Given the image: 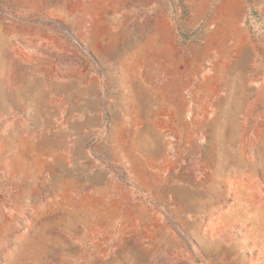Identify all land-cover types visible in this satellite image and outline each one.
Segmentation results:
<instances>
[{
    "label": "rangeland",
    "instance_id": "obj_1",
    "mask_svg": "<svg viewBox=\"0 0 264 264\" xmlns=\"http://www.w3.org/2000/svg\"><path fill=\"white\" fill-rule=\"evenodd\" d=\"M250 15L264 0H0V264H264Z\"/></svg>",
    "mask_w": 264,
    "mask_h": 264
},
{
    "label": "built area",
    "instance_id": "obj_2",
    "mask_svg": "<svg viewBox=\"0 0 264 264\" xmlns=\"http://www.w3.org/2000/svg\"><path fill=\"white\" fill-rule=\"evenodd\" d=\"M249 25L256 32L264 33V17L262 16H249Z\"/></svg>",
    "mask_w": 264,
    "mask_h": 264
},
{
    "label": "crops",
    "instance_id": "obj_3",
    "mask_svg": "<svg viewBox=\"0 0 264 264\" xmlns=\"http://www.w3.org/2000/svg\"><path fill=\"white\" fill-rule=\"evenodd\" d=\"M245 9V8H244Z\"/></svg>",
    "mask_w": 264,
    "mask_h": 264
}]
</instances>
